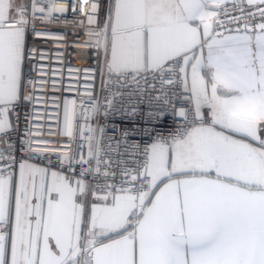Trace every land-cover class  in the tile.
<instances>
[{
  "label": "snow or ice",
  "instance_id": "obj_1",
  "mask_svg": "<svg viewBox=\"0 0 264 264\" xmlns=\"http://www.w3.org/2000/svg\"><path fill=\"white\" fill-rule=\"evenodd\" d=\"M70 8L0 0V264H264V0H92L82 93L29 45Z\"/></svg>",
  "mask_w": 264,
  "mask_h": 264
},
{
  "label": "built area",
  "instance_id": "obj_2",
  "mask_svg": "<svg viewBox=\"0 0 264 264\" xmlns=\"http://www.w3.org/2000/svg\"><path fill=\"white\" fill-rule=\"evenodd\" d=\"M58 3H73L80 4L82 6V11L76 12L74 9L70 8L68 13L61 16L57 22L51 24L37 23L36 27L43 31H55L62 33V39H57V37L49 35L44 38L32 37L29 39V45L35 46L38 50H45L47 57L43 61L46 68L49 69V75H51V70H57V79L61 81L62 89L66 88L69 84H72L80 90L82 93L87 83L83 70L85 68H92L96 64V53L93 49L86 46H81V42L87 39V37L78 28V21L86 15L88 5L92 0H57ZM102 2V0H101ZM79 32V35L77 33ZM39 60V57H37ZM39 65L37 64V68ZM71 70V74H70ZM79 72L77 75L76 73ZM38 76V72H31L26 69V79ZM99 81L97 80V85ZM26 91H31V89H26ZM44 92L48 95L45 99L49 101L46 111L52 112L54 109L51 106L50 96L52 94V89L46 88ZM37 95H41L39 88H37ZM60 95V93H57ZM63 95L68 96V98H74L77 95L75 91L63 92ZM37 109L44 116L45 105L43 102L37 104ZM31 111V106L28 108ZM39 123L44 125L52 124L54 126V120L44 119L40 120ZM103 123V120L101 121ZM109 124L124 125L127 121L121 120L119 117H114L108 121ZM26 125L21 122L19 135H24V128ZM109 133H112L113 129L109 127L107 129ZM17 133L13 132L10 134L13 140L17 139ZM41 135L47 136V131H43ZM53 140H62V137H50ZM132 139H139V137H133ZM4 147V137L0 135V148Z\"/></svg>",
  "mask_w": 264,
  "mask_h": 264
}]
</instances>
